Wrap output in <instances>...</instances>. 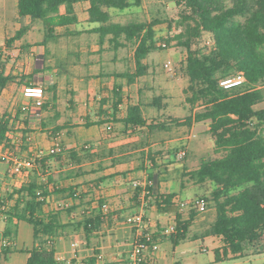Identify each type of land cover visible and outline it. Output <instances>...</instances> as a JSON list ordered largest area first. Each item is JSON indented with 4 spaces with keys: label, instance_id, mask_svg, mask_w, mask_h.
Returning a JSON list of instances; mask_svg holds the SVG:
<instances>
[{
    "label": "trees",
    "instance_id": "1",
    "mask_svg": "<svg viewBox=\"0 0 264 264\" xmlns=\"http://www.w3.org/2000/svg\"><path fill=\"white\" fill-rule=\"evenodd\" d=\"M170 1L180 8L175 20L176 30L161 39L164 44L174 42L185 51L182 70L188 80L184 93L189 113L183 117H172L169 122H149L144 117L143 107L161 109L163 98L153 96L145 104L142 90L139 89L138 103L129 104L125 116L119 118L117 114L121 92L117 87L110 113L101 111L103 119L86 121L84 125L104 124L108 121L121 123L124 128L121 132L129 131L137 139L98 153L90 152L91 145L88 144L80 151L68 148L35 158L34 165L25 170L27 179L18 188L12 189L7 197H0V222H4L1 237L7 242L1 245L2 255L27 252L26 264H62L56 260V249L53 244L50 246L49 239L60 235L67 237L81 231L85 241L89 242L102 228L105 217L101 212L104 200H100L96 208L85 207L90 205L92 189L98 186L99 180L95 178L87 181L92 190L87 192H78L74 186L61 185L60 182L102 171L105 168L104 162L99 160L95 165L94 162L105 157H110L111 167L135 158L137 169L148 170L145 189L134 187L131 205L128 209L110 213V223L126 210L129 212V222L137 217L142 204L140 196L145 190L143 200L148 207H155L159 214H173L174 230L168 235L172 245L177 246L187 239L190 224L197 212H203L197 206V199L203 197L206 206L213 210L203 236L218 237L221 241V246L214 249L216 261L264 255V107H257L264 102V0ZM80 2L88 4L87 21L94 26L87 31L98 34L100 45L107 37L114 49L134 45V71L115 72L114 76L125 78L130 84L148 74L150 65L146 62L147 56L162 48L158 44V30L155 27L159 21L118 22L111 14V10L123 11L138 7L142 0H17V11L20 18L28 16L32 21H40L47 38L53 35L56 27L76 22L74 5ZM168 26L171 28V23ZM26 29V26L18 29L12 38L5 41L6 45L21 38ZM203 34L209 37V44L199 46L197 44L202 42ZM4 67L5 61L1 59L0 52V90L8 81L13 80L12 76L3 74ZM236 78L240 83L232 86L221 83ZM105 102L107 99L102 100L101 104ZM201 122L208 123L207 131L213 139L214 151L221 155L201 158L196 168L182 171L181 188L187 183L206 188V194L198 196L191 203V209L187 217H184L173 201L174 193L153 194L150 184L153 171L161 173L167 169L176 160L178 150H167L168 160L162 164L159 160L165 156L164 152L151 147L149 134L156 130L167 131L172 125L191 128L194 123ZM9 130L10 116L4 114L0 120V144L3 146H10L6 136ZM23 140L26 148L29 141L25 137ZM123 151L129 153L122 154ZM63 156L65 162H62ZM86 163H89V167L85 166ZM106 178L108 176L99 179ZM50 194L57 200H71L72 204L64 209L67 214L82 208V215L64 221L55 201L47 200ZM15 195L14 204L8 206L7 200L13 199ZM5 205L6 208H2ZM145 219L143 215L142 220ZM19 221L33 227V245L30 249H17L12 245ZM165 229L161 230V234L165 235ZM159 234L145 228L140 238L151 247ZM97 252L79 264H104L96 262ZM139 264L155 263L143 255Z\"/></svg>",
    "mask_w": 264,
    "mask_h": 264
},
{
    "label": "crops",
    "instance_id": "2",
    "mask_svg": "<svg viewBox=\"0 0 264 264\" xmlns=\"http://www.w3.org/2000/svg\"><path fill=\"white\" fill-rule=\"evenodd\" d=\"M87 6L88 4L86 2L76 3L74 5V12L77 16L76 22L66 26L56 27L53 35L46 38L40 21H32L28 16L19 17L17 0H0V52L1 59L5 61V67L2 72L4 75L13 77V80L8 81L0 90V120L4 114L10 116V130L6 133V136L14 144L11 150H15L17 148L16 146L20 145L19 140L24 137L27 138V136H30L31 139L28 143L29 147H26V151L32 154H36L41 150L42 152H46L53 143H59L63 150L76 148L78 151L83 146H89L88 144H90V152L98 153L101 150L118 148L121 145L128 144L137 139V136L131 134L129 131L121 132L124 129L121 123L108 121L104 124L84 125L86 121L103 119V115H100L101 111L110 113L111 101L114 99V90H118L117 87H119L121 92V101L118 104L117 117H124L127 106L138 103L139 101V87L137 84L139 78L135 82L128 84L125 78L114 76L115 72L126 70L133 72L135 63H129L123 70L115 69V65L113 66L112 64L121 63L120 61L125 56L124 53H119L118 49L125 47L114 49L108 42V37L100 45L98 34L87 31L94 26V24L87 21ZM127 9L123 11L111 10L113 19L122 22L116 20L115 15L119 14V12H126ZM22 26L27 27L23 36L10 45H6L5 41L12 38ZM129 56L134 61V50ZM28 84H38L44 89V103L37 110L40 115L39 119L21 109L24 102H31L23 93V86ZM133 89L136 92L135 97L132 94ZM104 99H107V102L101 104V101ZM196 124L199 123H194L191 128ZM79 132L85 135L81 143L72 141L66 146L61 143L64 133L77 138ZM151 145L153 146L154 144ZM0 146L3 145L0 144ZM39 146L43 149H39ZM126 153L129 152H122V154ZM117 155L120 154L117 153ZM109 158L105 157L95 160L94 165L99 160L104 162L105 168L102 171L87 174L83 177L69 178L60 182L61 185L70 184L74 186L78 192L93 190V199L90 205L85 206L86 209L96 208L100 200H104L109 205V212L104 215L102 228L95 233L97 241L103 238L100 235L105 231L104 228H108L111 225L113 227L114 224H119L120 222H127L129 224V212L127 210L118 219H113L112 223H110L108 215L116 210L129 208L134 193L133 182H139L141 187L146 182L148 174L147 169H137L138 162L135 160L122 162L111 167L109 165ZM163 158L159 160L162 164L166 163ZM63 161H66L65 156L62 157ZM133 163L136 164L134 165ZM173 165L174 163L169 164L167 169L161 173L153 171L152 181L150 182L152 193H174L173 201L182 200L181 195L175 192V182L176 179L180 181L183 170L189 171L191 169L184 165L180 168L173 167ZM85 166H89V163H86ZM6 170L7 166L4 167L3 171ZM4 173L2 174L4 175ZM103 176H108V178L105 180L99 179ZM95 178L99 180L98 186L91 190L89 188L90 184L87 181ZM26 179L27 176L22 181H18V179L16 188ZM44 179L45 176L43 177ZM84 182L87 183L84 184ZM8 185L9 183L2 177L0 192L3 193H0V197H7V194L12 191ZM15 198L16 195L13 199L7 200V205H13ZM49 198V201L52 202L55 197L53 194H50ZM140 200L143 202V196H140ZM111 201H122V204L113 207L114 205H110ZM75 203L77 204L78 201ZM151 207L153 208V206ZM139 212H142V207H140ZM77 213L70 214L68 218H74ZM163 216L165 214H160L159 217L162 218ZM1 222L4 226V222ZM22 222L27 223L19 221L17 223V232L22 226ZM128 227L132 231L128 237L132 239L134 238L133 233H135L136 229L131 227V225L123 226V228ZM124 232H128V230L126 229ZM212 237L217 242H220L216 244L215 248L220 247V239L218 237ZM160 238L163 239V235ZM126 244H129V242ZM13 245L16 246V241L13 242ZM111 245L118 248L122 246V243H119L117 235L115 236L114 244ZM111 245L109 246L112 247ZM177 246L172 245L173 252ZM100 247L107 248L108 246L101 244ZM16 248L30 249L17 246ZM24 253L27 254V260L28 253ZM121 254H123V251L115 252L113 260H117V258L120 260L125 259L122 258L123 255ZM163 256L164 254H161V257ZM146 257L152 263L161 264L149 255H146ZM257 257L239 258L238 260L249 262L251 259L256 258L255 261L264 262V257L263 259ZM102 258V263H105L103 255ZM170 262V264H175L178 261L173 259Z\"/></svg>",
    "mask_w": 264,
    "mask_h": 264
},
{
    "label": "rangeland",
    "instance_id": "3",
    "mask_svg": "<svg viewBox=\"0 0 264 264\" xmlns=\"http://www.w3.org/2000/svg\"><path fill=\"white\" fill-rule=\"evenodd\" d=\"M179 11L180 8L175 6L170 0H142L140 6L130 7L126 10V12H119V14L115 15V19L122 22L130 20L152 21L154 19L159 21L155 27L158 30V44L162 48L149 53L146 58V62L150 65L148 74L140 77L137 81L139 89L142 90V98L145 104L148 103L153 96L159 95L163 98L161 109L152 106L143 107L144 115L149 122H169L172 117H183L189 113V105L185 102L184 93V88L187 86L188 80L182 70L185 51L176 46L174 42L164 44L163 40L164 37L172 35L173 32H175V20L179 16ZM169 23H171V28L168 26ZM161 37L163 38L161 39ZM201 40L202 42L197 45L202 46L203 43L209 44V37L206 34H203ZM133 50L134 45H128L125 46V48L118 49V52L124 53L125 56L124 59L120 61L121 63L112 64L113 66L115 65L116 70H123L129 65V63L133 64V58L129 56L130 53H133ZM168 60L171 61L172 65V70L170 71L164 66V63ZM132 94L133 97H135L136 92L134 89ZM257 107H264V102L259 104ZM207 127V122L196 124L193 128L175 127L172 125V127L167 131L156 130L149 134V141L151 144H154L153 146L151 145V147L154 149H161L164 152L163 155L165 156L163 159L165 162L168 160L166 154L167 150L172 148H177V150L185 149V156L180 160L176 159L173 162V167L180 168L184 165L187 168L193 169L198 165L201 158H213L221 155V153L214 151V142L207 131ZM81 134L82 132H79V135L76 138L72 135L70 136L64 133L62 135L63 138L61 139V143L64 146L68 145V143H71L72 141L81 143L82 138L85 136ZM8 143L10 146H0V185L3 177L9 183V189H14L17 187V180L19 179L18 181H20L22 179L26 169H21V173L16 172L11 174V155L9 153L11 151V146L14 144L11 142ZM19 143L20 145L16 146L17 148L15 149L14 154L17 155L19 159L32 157L33 154L31 152H27L26 148H24V140L20 139ZM28 145L29 144L25 147ZM39 149L43 148H40L39 146ZM132 160H135V158H132ZM133 164L135 165L136 163ZM5 166H7V170L3 171ZM2 173H4V175ZM175 183V192L181 195L182 200L188 199L194 203L198 196H204L206 194V188L200 185L187 183L184 188H181L180 181H177L176 179ZM65 200L66 199L64 198H58L57 200L55 197L54 203L56 208L61 211V217L63 220L67 221L68 219H71L68 218L71 213L67 214L64 211V209L68 207L64 204ZM141 203L143 204H141L143 212L142 216L145 215V221L141 219V222L138 223L137 220L132 219L129 224L127 222H120L119 224H114L113 227L112 225L108 226V228H104L105 231L102 235H100L103 238L98 241L96 240V237L93 236L89 242H86L81 231L70 234L67 237L60 235L58 237H53V246L57 252H63L66 257H69L72 256V253L70 252L71 242L75 240L79 241L76 256L73 257V259H75L74 264H79L82 260L94 255L95 251H98L97 255L101 254L104 256V264H127L128 259L126 258L130 255L132 243L134 242L136 235L140 234L143 229L147 228L151 233L157 232L160 234L156 237V249L153 250L151 247H148L144 250L143 255H149L151 258L158 260L161 264H170V261L173 259L177 260L178 262L176 263L178 264H264V262L261 263V261H255L256 258L251 259L249 262L238 259L229 261L215 260L214 248L216 244L220 242H217V240H215L212 236H203L204 229L207 227L213 215V210L208 206H206V209L203 212H197V216L190 224L187 239L181 241L173 252L171 241H169V235L166 233L165 235L161 234V230L163 228L174 224L173 214H165V216L161 218L159 217L160 214L157 213L155 207H148L144 200L143 202L141 201ZM121 204L122 201L110 202V205H114L113 207ZM190 205L183 207L182 209H180L178 205L176 207L183 213L184 217H187L191 209ZM146 208L148 209L146 210ZM75 212L78 213L74 216V218H78L82 215L81 209H76L73 214ZM21 225L22 226L18 230L17 236L14 240L16 241V246L31 248L33 241L32 227L23 222ZM124 225H131V227L136 229V234L133 233L134 238L131 239L128 237L131 235L130 233H132V231H130L131 228L129 227L123 228ZM2 228L3 223L0 222V248L2 243H7L5 240H2ZM107 229L109 230L108 232ZM126 229L128 232H124ZM116 235L118 236L119 243H122V246H119V248L111 245L114 244ZM162 235L163 239L160 238ZM128 242L129 244H126ZM101 244L107 245L108 247L101 248ZM16 246L14 245V247ZM117 251H123V254L121 255H123L122 258L125 259L120 260L117 258V260H113V256ZM161 254H164V256L161 257ZM26 255L27 254L24 252H11L6 256L0 253V264H25ZM259 257L263 259L264 255H259L257 258Z\"/></svg>",
    "mask_w": 264,
    "mask_h": 264
},
{
    "label": "built area",
    "instance_id": "4",
    "mask_svg": "<svg viewBox=\"0 0 264 264\" xmlns=\"http://www.w3.org/2000/svg\"><path fill=\"white\" fill-rule=\"evenodd\" d=\"M164 66L167 70H172V65H171V61L168 60L167 62L164 63ZM221 83H223V85L225 86H230V85H234V84H238L240 83L239 79H227L224 81H221ZM23 93L26 96L27 99H30L31 102H24L23 105L21 106V109L24 111L29 112L30 114H32L33 117L39 119L40 115L37 112L38 109H40L43 106L44 103V89L41 85L38 84H28V85H24L23 86ZM30 136H27V140L30 141ZM63 150L62 146L59 143H53L52 146H50L47 151L45 153H43L42 151L37 152L36 154H33L32 157H29L27 159H19L17 155L14 154L15 150H11L10 151V155H11V163H10V171L11 174L13 173H21V169H27V168H31L34 165V161L35 158H39L40 156L44 155V154H53V153H58L61 152ZM186 154V150L185 149H180L178 150V152L176 153V159L180 160L182 159ZM25 177V174L22 176V179ZM21 179V181H22ZM134 187L136 186H140L139 182L135 181L132 184ZM145 185L146 182L141 185V187L143 189H145ZM37 194H40V191H37ZM145 194V190L142 191L141 196H144ZM49 196L47 197V200L49 201ZM174 203L176 205H178L180 207V209H182L183 207H187L188 205H190L192 203V201L190 200H175ZM65 206H70L72 204L71 200L66 199L64 202ZM197 206L199 211H204L206 209V201L203 197H200L197 199ZM2 208H6V205L3 206ZM101 212L103 215H105L106 213L109 212V205L107 203H103L101 205ZM142 212H139V215L137 217L134 218V220H137L138 223L141 222L142 219ZM174 230V224L170 225L169 227H166V229L164 230V234H169L171 231ZM142 232L138 235H136L134 242L132 243V248L130 251V255L128 257V263L127 264H139V262L141 261L142 257H143V253L144 250L150 246L146 245L145 243H143L141 241V236ZM149 234V233H148ZM146 238L149 239V236L146 235ZM48 243L50 244V246L53 243V238L48 240ZM79 245V241H72L71 242V249L70 252L72 253V256L66 257L65 254L63 252H55V258L57 261L61 262L62 264H74L73 262V257L76 256V251H77V247ZM157 247L156 244H154L153 246H151V248L153 250H155ZM97 256V263H102L103 258L101 254L96 255Z\"/></svg>",
    "mask_w": 264,
    "mask_h": 264
},
{
    "label": "bare ground",
    "instance_id": "5",
    "mask_svg": "<svg viewBox=\"0 0 264 264\" xmlns=\"http://www.w3.org/2000/svg\"><path fill=\"white\" fill-rule=\"evenodd\" d=\"M232 86V85H231Z\"/></svg>",
    "mask_w": 264,
    "mask_h": 264
}]
</instances>
